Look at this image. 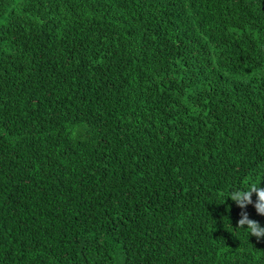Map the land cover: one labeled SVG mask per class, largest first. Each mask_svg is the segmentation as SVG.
Returning <instances> with one entry per match:
<instances>
[{"label": "trees", "instance_id": "16d2710c", "mask_svg": "<svg viewBox=\"0 0 264 264\" xmlns=\"http://www.w3.org/2000/svg\"><path fill=\"white\" fill-rule=\"evenodd\" d=\"M261 174L264 0H0V264H264Z\"/></svg>", "mask_w": 264, "mask_h": 264}, {"label": "clouds", "instance_id": "9594fccd", "mask_svg": "<svg viewBox=\"0 0 264 264\" xmlns=\"http://www.w3.org/2000/svg\"><path fill=\"white\" fill-rule=\"evenodd\" d=\"M262 179H264V174H261L259 181H256L253 175L246 186L231 189L225 197V200L233 201L242 210L236 229L245 231L248 236H253L257 240L264 238V227L258 221L250 219L248 213L243 210L248 205H252L257 215L264 216V188L260 186ZM253 195H255V202L252 199Z\"/></svg>", "mask_w": 264, "mask_h": 264}]
</instances>
